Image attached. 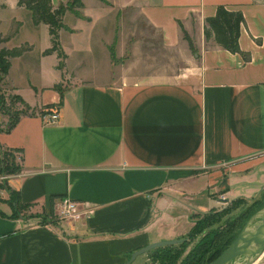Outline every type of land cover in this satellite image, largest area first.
<instances>
[{
  "label": "crops",
  "instance_id": "crops-1",
  "mask_svg": "<svg viewBox=\"0 0 264 264\" xmlns=\"http://www.w3.org/2000/svg\"><path fill=\"white\" fill-rule=\"evenodd\" d=\"M81 1L91 19L64 12L60 57L46 23L0 0L13 13L0 19V48L25 47L3 84L34 109L0 131L2 145L22 150L20 172L6 181L22 208L12 214L8 191L0 196V264H127L135 249L184 235L195 213L264 185V0H125L183 54L173 71H116L113 50L92 37L93 22L110 24L111 7L94 0L89 12ZM218 4L242 12L247 58L205 39L204 19ZM53 109L58 119L48 122ZM62 196L92 211L51 219Z\"/></svg>",
  "mask_w": 264,
  "mask_h": 264
},
{
  "label": "trees",
  "instance_id": "trees-1",
  "mask_svg": "<svg viewBox=\"0 0 264 264\" xmlns=\"http://www.w3.org/2000/svg\"><path fill=\"white\" fill-rule=\"evenodd\" d=\"M17 4L25 6L31 11L33 20L36 23L44 22L48 25L52 42L50 50H56L57 54L61 56L63 52L60 47L58 30L65 26L63 23L64 12L66 10H72L74 13L78 14L75 7L82 6V1L67 0L66 2H59L57 5H54L51 0H17ZM243 21L244 16L239 9H229L223 4H218L215 13L204 19L203 32L205 39H213L217 45L232 52L242 53L244 57L247 58L246 53L240 49L238 42L240 26ZM179 24L183 38L187 40L189 47L193 50L194 45L190 35L184 29L182 24ZM23 49H25L24 46L0 48V111L3 116V119L0 122V131L10 130L22 114L34 112V109L29 106V104L25 102L18 93L13 92L3 84L10 66V57L20 53ZM21 153L22 150L20 148L7 147L0 143V173L14 174L20 172L22 161ZM0 186L8 191L7 200L12 204V214L16 215L18 210L22 208L19 203L18 191L11 188L6 181L1 183ZM261 195L264 197V190L260 192L259 196ZM259 196L252 197L249 200L254 204V202L260 199ZM242 199L244 198L236 197L230 200V206L222 207L221 209L213 208L198 216L194 214L192 216L194 221L190 229L184 235L178 237L179 240L177 242L156 246L149 250L163 252L159 264H171L178 256V254H175L178 251V248L175 247L184 244L192 234L200 233L201 236L196 246L192 247L191 251L183 256L181 261L176 264H207L216 258L235 238L239 229L248 217L257 209L264 206L263 201L255 209L249 212L245 218L244 214H246L248 207L242 208L240 212L237 211V213L231 214V209L234 207L233 203H237ZM212 213L216 216H224V223H231L235 219L243 218V220L239 219L240 221L237 225L238 229L236 234L233 237L231 235H226L218 242H215L214 237H216L217 234L222 233L218 228L217 222L215 220H209V218L212 217ZM30 214H32V212ZM34 214H37V212Z\"/></svg>",
  "mask_w": 264,
  "mask_h": 264
},
{
  "label": "rangeland",
  "instance_id": "rangeland-1",
  "mask_svg": "<svg viewBox=\"0 0 264 264\" xmlns=\"http://www.w3.org/2000/svg\"><path fill=\"white\" fill-rule=\"evenodd\" d=\"M93 1L94 0H84L86 9H88L89 12L92 11L90 9H92ZM98 2H100V4H103L101 6L111 7V9H109V14H111V22L110 24L101 23L99 19L93 22V24H100V28L99 30L97 28L92 30V37L94 40L99 38V40L105 41L108 50H113V57L111 56L110 59L116 65V71L125 69H136V71H173L177 69L178 66L183 65V54H180L177 48L165 47L161 42L159 30L148 24L146 20H144V18L140 14H138L137 8L134 5H124L125 0H98ZM75 8V10H77V12L80 13L85 20L91 19L88 16L84 15V7L78 6ZM11 13L12 11H9V8H6L5 10L1 9L0 19L7 18ZM113 14H115L114 19L112 16ZM21 15L25 18L24 13H22ZM97 15L98 14H94V18L97 17ZM24 23H26L25 20ZM24 34L25 31L22 30L20 35ZM38 34L39 39L37 41V46H39L43 41L41 28H38ZM62 35L63 39L66 40V33H62ZM37 46L34 49V52H36ZM63 55L64 54H62L60 57H63ZM27 75L33 81L36 79L32 77L33 73L29 69ZM4 180L7 181L8 178ZM263 190L264 185L260 191L262 192ZM259 194H257L256 196H259ZM243 198L244 199H242L241 201L233 203L234 207L233 209H231V214L237 213V211L240 212L242 208L248 207L246 214H244L245 218V216L249 212H251L264 201V197L262 195L259 196L260 199L254 202V204L249 200L250 198ZM230 205L231 201L229 200L224 207ZM195 214L196 216H198L202 213ZM211 216L212 217L209 218V220H215L217 222L219 230L222 233L217 234L216 237H214L215 242H218L226 235H231L233 237L237 232L238 222L240 220H243V218H239L240 220L235 219L231 223H224V216H216L213 213L211 214ZM200 236V233H194L189 236V239L184 244L177 245L175 248H178V251L175 254H178V256L171 264L180 262L183 256L191 251L192 247L196 246L200 239ZM162 256V251L148 250L137 254L136 257L130 262V264H159V260ZM252 264H264V251L257 256Z\"/></svg>",
  "mask_w": 264,
  "mask_h": 264
},
{
  "label": "water",
  "instance_id": "water-1",
  "mask_svg": "<svg viewBox=\"0 0 264 264\" xmlns=\"http://www.w3.org/2000/svg\"><path fill=\"white\" fill-rule=\"evenodd\" d=\"M179 238H165L149 242L131 252L129 264L137 254L150 248L172 244ZM264 250V206L253 212L243 223L235 238L207 264H251Z\"/></svg>",
  "mask_w": 264,
  "mask_h": 264
},
{
  "label": "built area",
  "instance_id": "built-area-1",
  "mask_svg": "<svg viewBox=\"0 0 264 264\" xmlns=\"http://www.w3.org/2000/svg\"><path fill=\"white\" fill-rule=\"evenodd\" d=\"M58 111L55 109L43 114V117L48 122H54L58 119ZM11 174L0 173V184L3 183ZM5 188L0 186V196L3 194ZM92 211L90 206L84 203V201L71 198L69 196H62L58 199L51 215V219H57L60 221H76L85 215H88Z\"/></svg>",
  "mask_w": 264,
  "mask_h": 264
},
{
  "label": "bare ground",
  "instance_id": "bare-ground-1",
  "mask_svg": "<svg viewBox=\"0 0 264 264\" xmlns=\"http://www.w3.org/2000/svg\"><path fill=\"white\" fill-rule=\"evenodd\" d=\"M263 251H264V250H263ZM263 251H262V252H263ZM251 264H252V263H251Z\"/></svg>",
  "mask_w": 264,
  "mask_h": 264
}]
</instances>
